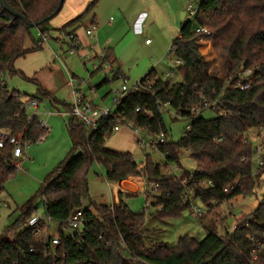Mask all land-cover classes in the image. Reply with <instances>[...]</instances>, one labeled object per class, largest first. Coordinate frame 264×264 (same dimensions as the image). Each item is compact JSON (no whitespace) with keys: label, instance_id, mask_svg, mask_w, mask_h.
Instances as JSON below:
<instances>
[{"label":"trees","instance_id":"16d2710c","mask_svg":"<svg viewBox=\"0 0 264 264\" xmlns=\"http://www.w3.org/2000/svg\"><path fill=\"white\" fill-rule=\"evenodd\" d=\"M7 1L29 22H41L37 27L40 33L48 35L52 31L50 21L57 15L46 18L56 11L60 0ZM97 2L92 0L85 12L58 29L59 34L82 23ZM198 26L208 27L211 35L196 33ZM31 29L0 5V131L22 134L25 140L36 143L47 132L38 117L28 120L24 104L38 97L8 84V76L14 73L31 80L14 68L15 60L30 52L25 48V39L31 35ZM207 39L216 40L221 46L230 63L229 74H237L241 62L254 68L258 78L249 89L241 91L236 88V80L228 82L211 74L201 52L206 53L207 46L200 51V42ZM42 46L41 39L35 50ZM67 52L68 49L64 53ZM172 52L175 59L182 61L171 70L173 74L177 70L181 80L173 81L172 76L166 78L151 70L140 80L144 84L146 79H151L149 86L129 91L113 114L100 120L97 128L88 127L71 116L68 131L72 149L45 178L40 190L22 205L20 216L0 234V264H264V167L259 169L254 165L255 146L245 141L250 133L257 136L260 126H264V0H202L194 19L180 26ZM106 54L107 61L113 63L109 48ZM105 83L107 78L102 82ZM41 92L50 98L48 92ZM202 98L220 100L226 114L214 111L216 116L210 119L200 114L195 117L191 130L177 142L168 141L166 151L161 146L158 150L166 156L164 168L150 154L143 164H138L133 153L106 146L117 124L132 123L151 134L167 135L160 105L169 103L186 118ZM64 105L69 113L72 105ZM185 150L195 159L196 169L183 173L181 179L186 180L183 185L166 167L169 163L181 166L180 156ZM17 160L12 144L7 142L0 147V194L16 174ZM95 161L106 170L109 183L140 176L149 187L159 185V193L149 190L145 197L157 208L153 215L161 221L179 218L192 208L193 202L211 207L239 195H257L258 189L262 190L261 200L246 218L237 221L234 231L221 234L216 226L203 223L207 235L202 240L181 235L170 246L146 233V209L135 212L122 198L120 205L113 206L91 200L87 176ZM228 185L234 187L226 193L224 189ZM188 189L193 190L192 199L186 196ZM39 205L42 214L52 223H41V233L36 234L27 221L38 212ZM79 209L84 212V224L70 237L68 219ZM53 223L59 226L61 244L52 249L47 243L50 237L43 229H52ZM254 250L256 259H253Z\"/></svg>","mask_w":264,"mask_h":264},{"label":"rangeland","instance_id":"374dc122","mask_svg":"<svg viewBox=\"0 0 264 264\" xmlns=\"http://www.w3.org/2000/svg\"><path fill=\"white\" fill-rule=\"evenodd\" d=\"M167 1L171 4L176 3V0ZM185 2L186 4L184 11H187L186 9H188L190 4H193L194 7H199V5L202 3V0H185ZM182 12L183 11H179L178 9L168 11L166 7H163L162 11L160 12V17L158 18L159 20L157 21V24H153L152 26L150 25V21L146 19L147 21L145 20L143 22L145 23V25L142 24V31H140L139 33L127 29L125 25L124 27H121V29L117 27L116 29L111 31L114 37H116V43L112 44V47L117 50L119 61L123 63V66L121 67L122 70L126 71L130 76L127 81L128 86H133L136 82L140 81L147 73H149L153 69H156L157 73L164 75V77L166 78V73L171 72L172 69H175V64L178 63L172 52L174 39L178 36V31L182 23L184 21L194 19L195 17H190V15L187 14L186 20H183L181 18ZM174 21L175 23L177 22V26L174 27V37H172L169 41V39H167V33L170 32L168 27L170 28V30H172L173 27L169 25L173 24ZM37 30V28L31 29L34 36H36V33H38ZM54 34L55 32H53V35ZM147 39H149V43L146 42ZM200 43V51L203 46H207V48L205 49L206 53H204L203 51L201 52H203L206 57L211 74L219 78L226 79L230 73V63L227 60V57L225 56L223 50H221V46L219 45V43L213 39H207V41L202 40ZM63 48L64 50H67L68 44H63ZM59 50H61L60 47ZM117 64H113V66L118 68L119 64ZM75 68V72H77L82 78L87 79L89 74L93 70V63H88L85 68V66L76 59L74 67L70 69L74 71ZM87 70H89L90 72ZM174 73L175 74L171 77L172 80H181V75L179 74V72L176 70ZM108 75L110 76V74ZM106 78H108V76L102 75L101 72H97L93 75L92 81L95 82L96 85L102 83ZM8 84L11 88H16L22 93L38 96V98L41 99V109H47L48 106V109L54 115H57L55 121L65 128L68 138H70L67 125L68 121L71 118L70 114L68 113L66 116H59L57 114L58 110L60 109L62 111H66L65 106L50 102L49 98L39 94L37 92V89H33V84L29 80L23 79L17 73H14L12 78H9ZM123 85V80L117 79L113 82L102 84L101 86H99L98 90L101 93L106 94L107 104L112 105L113 91L121 89ZM56 96L58 98H61V100H69L70 88L62 86ZM44 99L48 100V105H46ZM163 116L168 129V141L177 142V140H179L183 136L185 127L188 124V120L182 117H175L173 115L172 109H170L169 112L165 111L163 113ZM201 116L203 118L210 119L214 118L216 116V113L213 110L209 109L202 112ZM49 125L51 128L53 127L52 123H49ZM130 129L135 131L134 128H131L129 126H122L120 132L113 133L110 136V139H108L106 142L107 145H109V147L112 145L132 146L131 152L133 153L138 164H143L146 161L147 155L150 154L155 162L160 163L163 166V162H165L166 157L163 152H160L158 149L152 147H147L146 149L141 148L136 142V138L138 136H134V132H131V135H122V132H125L127 130L131 131ZM148 135L156 136L157 134H151L149 131L143 130V132H141L139 136L148 138ZM249 135L253 141V144H257L258 140L255 134L250 133ZM50 140V138H44V140H41L39 142L31 143L26 150L27 152L30 148H32V152L34 151L35 155L37 156L36 163L34 165H31V168H35V171L36 168L39 167V162L43 165H45L46 163V165L50 166L52 165V161L55 159V157H57L56 153L58 151V148L57 146H54V143L47 144ZM69 140L70 142L68 148L62 152L63 156L61 157V160H59V162H56L57 164L55 167H57L60 162L67 157L68 152L72 149V139L70 138ZM37 148L38 151L36 152ZM30 156L32 160L33 156ZM21 161L23 160H20V162ZM180 164L181 166H177L176 163H169L166 167V171H169L174 176H180L179 178H182V175L185 171L193 172L196 169L195 159H193L190 152L186 150L180 156ZM254 165L256 166L255 157ZM162 168H164V166ZM24 169L26 170V172L17 169L16 174L6 182L4 188L6 194L9 193L13 195L14 198L18 199L17 201L20 207H22V205H24L29 200V198L34 196L40 190V186L45 181V178L49 175L44 174L42 175V179L39 180V173L32 170L30 171L27 167H24ZM105 174L106 170L104 169V167L95 161V163H93V165L89 169V173L87 176L89 196L94 202H102L112 205L114 187L108 184ZM33 179H36V181ZM262 190H264V188ZM262 190L259 192L258 189L257 195L254 193L239 195L230 198L229 201L215 203V205H212L211 207L203 205L201 202H199L198 204L204 210L202 218L195 216L193 208H189L185 210L182 216H180L179 218L161 221L153 215L156 212L157 208L152 205V202H150V206L146 208L147 202L145 194L143 193L130 196L127 203L135 212H143L146 209V229L148 230L146 233L152 239L163 242L165 241L168 245L171 246L176 244L181 235H190L198 240H202L207 235L203 223L204 225L216 226L218 232L221 234H224V232H232L231 230L235 228L237 221L246 218V216L258 206L259 201L261 200L260 197L262 194ZM39 206L40 207L38 213L42 214V206ZM20 213L21 211L15 207L9 209L0 204V234L8 226L13 224V221H15L20 216ZM58 230L59 226L56 223L52 224V229H48L47 231L46 229H43V231L47 234L54 236L58 235Z\"/></svg>","mask_w":264,"mask_h":264},{"label":"crops","instance_id":"0c3cea01","mask_svg":"<svg viewBox=\"0 0 264 264\" xmlns=\"http://www.w3.org/2000/svg\"><path fill=\"white\" fill-rule=\"evenodd\" d=\"M92 0H65L64 6L59 14L55 18L50 21V28L52 31L48 33L49 38L47 41L43 43V46L40 50H35L37 41L41 40L39 38V30L36 33V36L33 35L31 31V35L26 37L25 41V48L30 49V52L26 53L25 56L20 57L15 60L14 68L18 71L29 77V80L33 84V89H37V92L41 94L42 90L48 92L51 96L49 98L50 102H54L56 104H70L71 105V96L70 99H62L58 98L56 95L60 91L62 86H67V80L70 76H76L77 78H82L76 71H72L70 68H73L77 61H80L86 68L88 63H93L95 61V57L99 55V53L104 49H110L112 64H117L118 68L122 70L123 63L119 61V57L117 54V50L112 47V44L116 43V37H114L112 30L116 29L117 27L121 29V27L126 26L127 29L136 31L139 33L146 19L150 21V25L157 24L158 18L160 17V12L162 11L163 7H166L168 11H173L178 9L179 11H183L182 15L184 20L187 17V11L185 10V0H176V3L171 4L167 0H98L96 6L93 8L90 13L86 14L85 17L81 20L77 26L70 27L67 29L68 32H73L79 38L81 42L80 49L74 55H69L68 53H64L66 50L63 48V43L58 39L59 33L58 29L63 27L67 24L70 20L74 17L80 15L81 13L85 12V10L89 7V4ZM187 10V9H186ZM146 20V21H147ZM143 24V25H142ZM171 24V23H170ZM149 25V24H148ZM172 26V30L168 27L169 31L168 38L169 41L172 37H174V27L177 26V22H173V24L169 25ZM90 30H94V34H90ZM53 32L55 34L53 35ZM53 35V36H52ZM149 43V39L146 40ZM59 47L61 50H59ZM201 47V46H200ZM204 55V53L202 52ZM71 56V57H69ZM205 57V55H204ZM206 58V57H205ZM156 71V69H153ZM89 71V70H87ZM90 72V71H89ZM97 72H101L102 75L108 76V71L105 69H100L95 71L94 69L88 76L89 84L81 86L83 91L86 94V98L91 100L92 102L100 105H109L106 101V94L101 93L98 89L102 83L96 84L92 81L93 75ZM124 74H126L127 78L130 76L127 74L126 71L122 70ZM157 72V71H156ZM19 74V73H17ZM159 74V73H157ZM20 75V74H19ZM161 75V74H160ZM13 74L8 76V80ZM36 80L34 82L32 80ZM91 81V83H90ZM95 86L96 91L91 92L90 86ZM37 93V94H38ZM42 95V94H41ZM38 97V96H37ZM41 101V99H39ZM46 105H48V100L44 99ZM66 108V106H65ZM41 109V108H40ZM48 110V111H47ZM32 110H29V112ZM50 110L43 108L39 111V115L37 116L39 121H44L52 123V128L50 132L44 138H50L51 140L47 144L54 143V146H57L58 151L56 153L55 159L52 161V165H43L39 162V167L32 169L31 165L36 163L37 156L35 155L34 151L32 152V148H30L27 152L25 151V158L21 159V171H25L24 167L29 168L31 171H35L40 174L38 179H42V175L50 174L51 171L55 168L56 162L61 160L63 156L62 152L68 148L70 138L65 131V128L59 125L55 119L57 115L48 114ZM62 111L61 109L58 112ZM57 112V114H58ZM65 114H58L60 115H67L66 111H62ZM71 116V115H70ZM55 117V118H54ZM69 127V121H68ZM50 126V125H49ZM131 130V129H130ZM121 128L116 132H120ZM69 132V131H68ZM131 132L134 136H138L136 138V142L140 138H143L140 133H137L134 130H127L122 132L123 136L131 135ZM50 134V135H49ZM43 138V140H44ZM63 144V145H62ZM106 146L109 149H114L119 152H131L132 146H124V145H109ZM61 148V150H60ZM38 148L36 149V152ZM59 152V153H58ZM132 153V152H131ZM33 156L31 160V156ZM136 160V159H135ZM137 161V160H136ZM61 163V162H60ZM36 181V179H33ZM110 186L114 187V195L112 200L113 205H120V199L127 203L129 197L127 194H145V191L149 190V186L147 185L146 179L140 176H130L127 180L115 183H109ZM120 194H123L121 197ZM18 199L14 198L13 195L3 191L0 194V204L4 207L12 209L13 207L20 210V205L17 201ZM4 202V203H3ZM102 203V202H101ZM23 204V203H22ZM128 204V203H127ZM129 205V204H128ZM150 204L148 205V207ZM147 207V208H148ZM4 231V230H3Z\"/></svg>","mask_w":264,"mask_h":264},{"label":"built area","instance_id":"2783aa9c","mask_svg":"<svg viewBox=\"0 0 264 264\" xmlns=\"http://www.w3.org/2000/svg\"><path fill=\"white\" fill-rule=\"evenodd\" d=\"M188 14L190 15V17H194L197 13H198V7H194L193 4H190L188 9H187ZM196 33H200L203 34L205 36L207 35H211L210 34V30L207 27H201L198 26L195 29ZM94 34L95 31L94 30H90V34ZM39 37L40 39H42V43H44L45 41L48 40V35L46 33H40L39 32ZM62 43L67 40V44H68V54L69 55H74L75 53H77L80 49L81 46V42L79 40V38H77V36L75 35V33L73 32H63L62 34H59V38H58ZM107 49L102 50L99 55H97L95 57V61L93 62V69L97 70V69H105L106 71H108V74H110V76L108 75V83L109 82H113L117 79H122L124 82V85L122 86L121 89H117L113 91V97H112V105L106 106V105H100V104H96L94 102H92L91 100L86 98V94L83 91V89L81 88V86H84L86 84H89V80L84 79V78H77L76 76H70L68 81H67V86L68 88H70V96H71V111L69 112V114L78 119L79 121H81L82 123H84L86 126L88 127H94L97 128L99 127L100 124V120L104 119L106 117H109L110 115L113 114L115 107L119 104V102H121L122 100H124L126 98V96L128 95L129 91L131 90H139L140 88H142L143 85L145 86H149V84L152 82L151 79H146L144 84H142L140 81L136 82L133 86H128L127 85V81L128 78L126 76V74H124L122 72V70H120L119 68H116L113 66L112 63H110L109 61H107ZM177 63L181 64L182 61L177 59ZM241 66V70L237 73V74H229V76L226 78L228 82H232L233 80H236V88H238L239 90H246L249 89L252 85L253 82L256 80V73L253 67H246L243 65V63L241 62L240 64ZM167 76H173V72H168L166 73ZM91 88V92H95L96 88L95 86H90ZM202 102L198 105L193 106V108L191 109L190 112V116L186 117V119L188 120V124L185 127V131L189 132L191 130V126L192 123L195 119V117L199 116L200 114H202V112L206 111V110H213L215 112H218L221 115H225L226 112L223 109V104L220 100L215 99V100H208L206 98H202L201 100ZM24 108L28 110V120L32 121L35 117H37L39 115V111H40V100L38 98L35 99H30L27 100L26 103L24 104ZM171 106L169 103H162V105H160V110L162 113H164L165 111H170ZM29 110H32L31 112H29ZM173 110V109H172ZM48 114H52L51 111L48 112ZM58 114H65L64 112L60 111L58 112ZM173 115L176 117H182L181 115H179L177 112H175L173 110ZM39 123L41 124V126L43 128L46 129L47 134L50 132L51 128L49 126V124L47 122H42L39 121ZM125 126H129L131 128H134L135 131L137 133H141L144 131H147L145 128H138V127H134L132 123H127V125ZM122 127V125L117 124L114 127V132L118 131L120 128ZM259 134L256 136L258 142L257 144H255V158H256V166L261 169L262 167H264V158H263V153H264V126H260L259 128ZM183 133V134H184ZM46 136V135H45ZM44 136V137H45ZM148 138H140L138 141V145L143 148L146 149L147 147H152V148H156L159 149L161 148V146H163V150L166 151V143H168V139H167V135L164 132H160V134L158 135H148ZM245 141H250L253 142L251 137L249 139H246ZM7 142H9L10 144L13 145V155L14 157L18 158V160L15 162V165L17 167V169H21V162L20 160L23 159L25 157V151L27 150V148L29 147V145L31 144L28 140H25L23 138L22 134H18V135H10L8 133L2 132L0 131V147H3ZM188 151V150H187ZM165 154V153H164ZM177 179L180 176H176ZM180 179L181 184L185 185L186 180L185 179ZM210 186H212V184L209 182L208 183ZM234 187V185H228V187H226L224 189V191L226 193H229L230 190H232ZM152 190V192L154 193H159V185L154 184L150 186V189ZM149 190L145 191L148 192ZM186 196L189 199H192L193 197V190L192 189H188L186 192ZM147 202V201H146ZM150 204V202L146 203V208L148 207V205ZM192 208L194 210V214L197 217H200L203 215L204 210L203 208L198 204V203H192ZM69 223H70V230H69V236L73 237L75 230L80 229V227H82V225L84 224V212L82 209H79L78 211H76L69 219H68ZM27 225L28 227H34L35 228V233L39 234L41 233V223H52L49 218L45 217L43 214H39L38 212H36L34 215H32L30 217V219L27 221ZM235 228H233L234 231ZM49 235V234H48ZM50 238H48L49 240L47 241L49 248H56L57 246H59L61 244V239L59 238V235H49ZM257 258V254L256 251H253V259Z\"/></svg>","mask_w":264,"mask_h":264},{"label":"water","instance_id":"95a60500","mask_svg":"<svg viewBox=\"0 0 264 264\" xmlns=\"http://www.w3.org/2000/svg\"><path fill=\"white\" fill-rule=\"evenodd\" d=\"M64 2H65V0H60L59 3H58V5H57V9H56V11H55L51 16H49L48 18H46V20H49V19L53 18L54 16H56V15L62 10V8H63V6H64V5H63ZM0 5H1L6 11H9V12H10L11 14H13L14 16H16V17L22 19V20L26 23V25H27L28 27H30V28H37V27H39L40 24H41V22H40V23H32V22H29V21L27 20V18H26L24 15H22L21 13H19L17 10H15V9H14V8L8 3L7 0H0ZM181 18L184 20L183 15H182Z\"/></svg>","mask_w":264,"mask_h":264}]
</instances>
